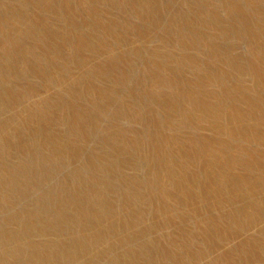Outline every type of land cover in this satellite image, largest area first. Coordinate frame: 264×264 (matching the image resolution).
<instances>
[{
  "label": "rangeland",
  "instance_id": "obj_1",
  "mask_svg": "<svg viewBox=\"0 0 264 264\" xmlns=\"http://www.w3.org/2000/svg\"><path fill=\"white\" fill-rule=\"evenodd\" d=\"M0 264H264V0H0Z\"/></svg>",
  "mask_w": 264,
  "mask_h": 264
}]
</instances>
